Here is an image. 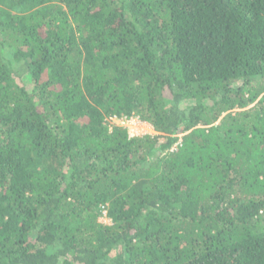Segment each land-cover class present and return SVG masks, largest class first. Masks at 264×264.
Wrapping results in <instances>:
<instances>
[{"label":"trees","instance_id":"obj_1","mask_svg":"<svg viewBox=\"0 0 264 264\" xmlns=\"http://www.w3.org/2000/svg\"><path fill=\"white\" fill-rule=\"evenodd\" d=\"M0 264H264V0H0Z\"/></svg>","mask_w":264,"mask_h":264},{"label":"rangeland","instance_id":"obj_2","mask_svg":"<svg viewBox=\"0 0 264 264\" xmlns=\"http://www.w3.org/2000/svg\"><path fill=\"white\" fill-rule=\"evenodd\" d=\"M258 102L255 101L252 105H250L249 107H253L254 105H256ZM186 103H182V107H185ZM110 125V123H107ZM126 129H129L130 133L135 135V136H140V135H152L153 134V130L149 125H138L136 123H130V125H128L126 127ZM102 223H107L106 219H101L100 220Z\"/></svg>","mask_w":264,"mask_h":264},{"label":"built area","instance_id":"obj_3","mask_svg":"<svg viewBox=\"0 0 264 264\" xmlns=\"http://www.w3.org/2000/svg\"><path fill=\"white\" fill-rule=\"evenodd\" d=\"M105 122L110 123V125H109L110 128L113 126H117V127L119 126V127H123L126 129V127L128 125H130V123H136L138 125H146V124L142 123L137 117H132L129 119H125V118L119 119L116 117L109 116V117H106ZM127 130H128V133L130 136H135V135L130 133L129 129H127Z\"/></svg>","mask_w":264,"mask_h":264}]
</instances>
